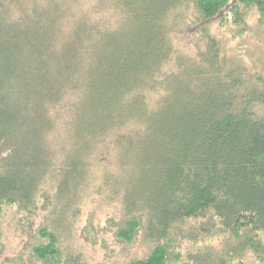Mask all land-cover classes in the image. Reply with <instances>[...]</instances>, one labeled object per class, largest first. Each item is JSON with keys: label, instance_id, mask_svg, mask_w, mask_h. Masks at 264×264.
<instances>
[{"label": "trees", "instance_id": "1", "mask_svg": "<svg viewBox=\"0 0 264 264\" xmlns=\"http://www.w3.org/2000/svg\"><path fill=\"white\" fill-rule=\"evenodd\" d=\"M251 16L228 53L213 27ZM90 188L117 241L144 231L122 264H264V0H0V220H55L13 263L82 264L62 234Z\"/></svg>", "mask_w": 264, "mask_h": 264}, {"label": "rangeland", "instance_id": "2", "mask_svg": "<svg viewBox=\"0 0 264 264\" xmlns=\"http://www.w3.org/2000/svg\"><path fill=\"white\" fill-rule=\"evenodd\" d=\"M249 23L253 27L250 29L251 32L237 40H232L225 28L213 27V31L222 39L228 53L243 57L247 56V43L255 32V16L249 18ZM251 42L257 43L255 37ZM250 57L252 58L251 53ZM49 185L46 184L45 187ZM97 190L98 188L83 193L78 205V215L73 218L70 227H63L62 236L67 246L66 253L79 258L82 264H122L130 259L142 257L146 246L148 247L144 239V231L136 245L131 248L117 241L113 235L114 224L109 220L116 222L123 212H120L116 203L109 200L104 192L99 193ZM42 205H44L43 202L39 203V206ZM49 210L48 205L45 209L33 210L35 213L27 214V217L24 213L17 211V206L6 208V214L0 220V264H14L13 260L20 256L23 257L22 260H28L26 247L29 240L36 235L38 228L44 222L55 223ZM189 242L192 241L183 239L182 250L190 249L194 252V247H191ZM215 245L218 246V244ZM246 256V261L254 263L250 254Z\"/></svg>", "mask_w": 264, "mask_h": 264}]
</instances>
